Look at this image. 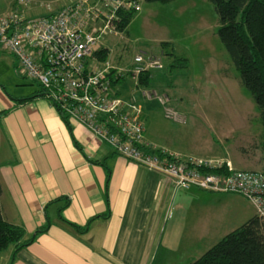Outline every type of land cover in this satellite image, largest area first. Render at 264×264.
Segmentation results:
<instances>
[{"label": "crops", "instance_id": "0c3cea01", "mask_svg": "<svg viewBox=\"0 0 264 264\" xmlns=\"http://www.w3.org/2000/svg\"><path fill=\"white\" fill-rule=\"evenodd\" d=\"M173 42L163 39L161 45L171 44L168 63L174 71L187 65L188 56L178 53ZM179 57L181 63L172 64ZM0 65L14 73L16 89H8L0 71V201L5 218L25 229L21 244L0 251V264H190L199 257V198L213 214L210 204L216 200L224 206L245 197L175 187L162 172L118 153L85 123L68 122L40 90L41 84L25 77L28 74L11 52L0 49ZM16 66L20 73L14 72ZM171 83L175 85L174 79ZM161 84L169 89L168 79ZM153 99L141 104L147 142L184 156L246 168L217 150L186 153L151 134L144 103L152 106ZM220 127L216 126L220 136H228L229 130L224 135ZM250 204L233 203L231 213L238 221L253 216L256 211Z\"/></svg>", "mask_w": 264, "mask_h": 264}, {"label": "rangeland", "instance_id": "374dc122", "mask_svg": "<svg viewBox=\"0 0 264 264\" xmlns=\"http://www.w3.org/2000/svg\"><path fill=\"white\" fill-rule=\"evenodd\" d=\"M74 1L31 0L22 3L0 0V15L16 6L26 16H38ZM218 24V14L211 0H143L127 27L107 30L96 46L108 49L104 61L122 69L123 77L117 88L123 97L142 104V101L150 100L143 95V89H155L159 96L167 98L164 102L158 97L152 98L155 101L152 106L144 103L151 134L186 153L212 154L217 150L226 158H232L238 166L262 170L263 118L217 34ZM169 38L174 41L178 53L188 56L187 65L177 66L174 71L169 66L171 55L167 52L172 51V46L166 43L162 48L161 45L163 39ZM139 52L159 55L164 63L163 67L152 69L153 78L148 85L139 81L133 66ZM0 71L8 89L16 90L12 85L14 73L5 65H0ZM15 71L20 73L18 66L14 67ZM25 77L40 86L31 76ZM167 79L169 89L159 87ZM173 79L175 85L171 83ZM216 126L229 130L228 136H220ZM227 134L225 131L224 135ZM233 203L243 207L250 204V200L244 197L224 206L216 200L210 204L215 209L212 214L205 211L203 199L199 198L196 205L201 231L198 256L251 216L238 221L231 213Z\"/></svg>", "mask_w": 264, "mask_h": 264}, {"label": "built area", "instance_id": "2783aa9c", "mask_svg": "<svg viewBox=\"0 0 264 264\" xmlns=\"http://www.w3.org/2000/svg\"><path fill=\"white\" fill-rule=\"evenodd\" d=\"M142 1L76 0L38 16H26L15 6L0 15V49L15 55L62 116L85 123L118 153L162 172L175 187L242 194L264 218V170L228 164L226 172L220 159L184 156L147 142L142 105L123 97L114 84L123 77L122 69L94 54L100 48L96 46L98 39L107 30L117 29L119 11L139 10ZM133 66L139 76L164 63L159 55L139 52ZM143 95L167 100L155 89H143Z\"/></svg>", "mask_w": 264, "mask_h": 264}, {"label": "trees", "instance_id": "16d2710c", "mask_svg": "<svg viewBox=\"0 0 264 264\" xmlns=\"http://www.w3.org/2000/svg\"><path fill=\"white\" fill-rule=\"evenodd\" d=\"M211 1L218 14L217 34L238 68L243 84L254 97L264 122V0ZM136 12L135 8L121 9L118 27H127ZM94 54L104 60L108 49L98 48ZM177 59L172 64H180L181 58ZM152 75V69L143 72L139 75V81L147 84ZM118 79L114 80V84ZM40 90L44 91V88L40 86ZM207 168L212 171L220 169ZM221 169L229 172L228 163L224 162ZM108 170L110 175L111 168L108 167ZM24 234L25 229L21 225L5 218L0 201V251L12 243L21 244ZM190 264H264V218L255 213Z\"/></svg>", "mask_w": 264, "mask_h": 264}]
</instances>
